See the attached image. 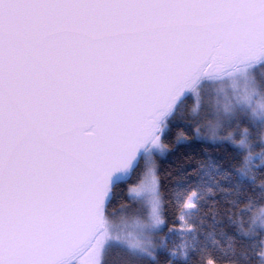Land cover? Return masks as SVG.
Segmentation results:
<instances>
[{
    "label": "snow or ice",
    "instance_id": "6c2138e0",
    "mask_svg": "<svg viewBox=\"0 0 264 264\" xmlns=\"http://www.w3.org/2000/svg\"><path fill=\"white\" fill-rule=\"evenodd\" d=\"M189 99L194 139L247 154L177 183L169 228L157 159ZM138 170L151 194L110 212ZM261 172L264 0H0V264H264Z\"/></svg>",
    "mask_w": 264,
    "mask_h": 264
},
{
    "label": "trees",
    "instance_id": "16d2710c",
    "mask_svg": "<svg viewBox=\"0 0 264 264\" xmlns=\"http://www.w3.org/2000/svg\"><path fill=\"white\" fill-rule=\"evenodd\" d=\"M183 130L188 136V142L177 146L175 144V139L177 133ZM194 127L192 124V119L187 117L183 122L178 121L173 124L171 131L168 132L165 137V143L169 146V152L165 157H160L157 159L158 164V176L160 181V191L166 197V214L169 218L168 227H172V212L173 209L168 204L167 197L173 192L175 185L177 183H184L186 180L195 182L197 173L200 171L201 167L209 160L214 159L223 163L225 168L230 170H235V167L242 166V161L244 159V154L237 155L233 147L225 143L223 145H213L207 141L196 140L193 138ZM257 141L253 140V144H256ZM259 147H254L253 153L256 154L260 152ZM138 170L137 174H134L132 180L128 185L122 186V190L119 192V198L114 201L113 206L109 209L110 212H119L122 206H127L129 209H133V203L128 199V188L131 186H136L140 180L141 176ZM264 180V172L258 173L257 185L260 181ZM222 186L227 188L228 182L226 180L219 181ZM225 193H217L216 200L220 201L218 207L220 208L221 215L217 216V223L215 231L218 239H222L224 246H227V239L220 237V232L223 231L228 235L233 234L236 231L234 225H230L228 217L223 215L224 208L226 206L223 196ZM212 201H209V204L205 206L204 212H209ZM246 205L241 204L238 206L235 211L240 212L242 208H245ZM262 208L264 205L261 206ZM259 209L251 213L250 215L256 216ZM131 212L120 213L116 216V222L121 220V216H130ZM247 220L248 217L246 216ZM212 220L209 215L207 222L205 224L206 229H211ZM167 231V229H165ZM159 239V237H157ZM172 247V244H169V248ZM238 250H241L242 246L239 241L237 242ZM88 257L93 261V252L88 251ZM80 260V259H79ZM159 264H166L167 257L164 253H160L158 256ZM78 264V261H77ZM110 264H129L127 257L120 254H115L110 257Z\"/></svg>",
    "mask_w": 264,
    "mask_h": 264
},
{
    "label": "rangeland",
    "instance_id": "374dc122",
    "mask_svg": "<svg viewBox=\"0 0 264 264\" xmlns=\"http://www.w3.org/2000/svg\"><path fill=\"white\" fill-rule=\"evenodd\" d=\"M193 106V101L191 99H189L187 102H186V106H185V117L187 119V117H190V119H192V117L190 116V112H191V108ZM178 121H179V118H178ZM180 122H183V121H180ZM203 124V121L201 122ZM234 130V129H233ZM243 130V129H241ZM201 135L202 136H209L210 133L208 132V129L205 128V127H202L201 128ZM223 135H227V130H225L223 132ZM239 140V136L237 135V141ZM245 154H247V150H245ZM253 155H256V154H253ZM136 187V191L133 192V197L134 199H140V197H145V196H149L151 194V189H152V183H151V176H149L144 184H141L140 182L135 186ZM138 193V194H137ZM264 208V207H263ZM257 216V215H256ZM258 218V217H257ZM116 223H120L119 222H116ZM129 224L131 225V221L129 222ZM157 239V237L155 238ZM93 258L95 259L94 257V254H93ZM93 259V260H94ZM78 264H82V259L78 260Z\"/></svg>",
    "mask_w": 264,
    "mask_h": 264
},
{
    "label": "water",
    "instance_id": "95a60500",
    "mask_svg": "<svg viewBox=\"0 0 264 264\" xmlns=\"http://www.w3.org/2000/svg\"><path fill=\"white\" fill-rule=\"evenodd\" d=\"M88 251L89 250L84 251L83 254L79 257V259H82V264H94L93 261L88 257Z\"/></svg>",
    "mask_w": 264,
    "mask_h": 264
}]
</instances>
